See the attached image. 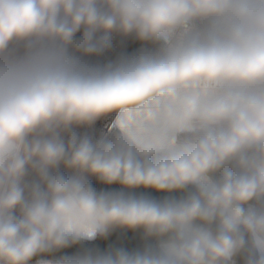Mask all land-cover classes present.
<instances>
[{"label": "clouds", "instance_id": "1", "mask_svg": "<svg viewBox=\"0 0 264 264\" xmlns=\"http://www.w3.org/2000/svg\"><path fill=\"white\" fill-rule=\"evenodd\" d=\"M197 21L228 23L218 34L210 23L177 53L101 79L67 75L31 55L0 61V264H33L116 230L139 231L155 246L79 264H264V96L240 91L264 87V0H0V58L49 44L79 60L103 54L114 35L160 45ZM188 86L224 92L161 107L155 128L144 130L150 146L75 134ZM187 129L197 134L156 155ZM90 177L186 195L126 199L97 193Z\"/></svg>", "mask_w": 264, "mask_h": 264}, {"label": "snow or ice", "instance_id": "2", "mask_svg": "<svg viewBox=\"0 0 264 264\" xmlns=\"http://www.w3.org/2000/svg\"><path fill=\"white\" fill-rule=\"evenodd\" d=\"M212 24V30L215 33L223 31L224 25L228 21L215 22H193L185 25L183 29L176 33L169 34L165 37L158 49L141 50L137 54L128 55L123 52L115 54L114 58L104 61H97L95 64H82L78 59L66 53L60 52L49 44H39L31 48L30 51L23 50V53L18 55L15 50L6 54L5 57L0 58V61H13L20 59L25 55L42 58L44 60L53 62L63 69L65 74L72 75L82 79H101L111 76L120 71L132 68L138 64H144L159 59L163 54H175L181 47L183 41L190 36H199L209 31V24ZM146 91V90H145ZM241 93L245 96H264V87L261 88H247L241 89ZM224 89L219 88H200L198 86H188L177 89L173 92H162L142 103L140 106L131 108L119 113H113L104 118V126L102 129V136L104 138L111 137L112 139H120L124 141H135L137 144L150 146L151 141L144 137V130L146 128H155L161 107L168 105L174 107L178 99L182 96L193 95L197 98H204L207 100L215 99L222 95ZM144 92H138L133 95H115L111 96V102L124 103L134 99H138ZM197 134L195 129L182 130L178 134L170 135L164 146L158 150L156 155L165 154L175 151L178 145L186 138ZM105 140V139H102ZM202 183H211V180L205 178ZM123 197V194H120ZM145 199V198H141ZM91 237L94 235L92 231L88 232ZM37 264H52L48 259H39ZM61 264H79V260L62 261Z\"/></svg>", "mask_w": 264, "mask_h": 264}, {"label": "trees", "instance_id": "3", "mask_svg": "<svg viewBox=\"0 0 264 264\" xmlns=\"http://www.w3.org/2000/svg\"><path fill=\"white\" fill-rule=\"evenodd\" d=\"M79 36V33L77 34ZM159 45L153 44H142L133 37L122 38L114 35L111 40V46L101 55H93L81 57L79 61L82 64H95L98 60L104 61L110 58H114L118 52H123L128 55L139 53L141 50H152L158 49ZM15 50L18 55L23 53V46L10 48L9 52ZM104 126V119L96 122L92 128H78L75 129L77 136L88 135L91 137L93 142L97 139H105L110 141L111 137L104 138L102 136V129ZM92 188L97 193H111V194H123L124 198L141 199L161 202L165 199H181L186 193L174 192L164 193L156 192L152 189H124L119 184L105 185L99 183L95 177L89 178ZM190 191V190H189ZM146 244L155 246L154 241L146 242L142 239L139 231H127V230H116L111 233L107 238H100L99 236H93L91 238H85L80 242L63 248L60 251L54 252L48 256L36 257L33 260V264L39 259H48L52 262H62L67 260H79L86 256H95L103 254L109 250L124 249L128 252H135L142 250Z\"/></svg>", "mask_w": 264, "mask_h": 264}, {"label": "crops", "instance_id": "4", "mask_svg": "<svg viewBox=\"0 0 264 264\" xmlns=\"http://www.w3.org/2000/svg\"><path fill=\"white\" fill-rule=\"evenodd\" d=\"M52 264H61V262H52Z\"/></svg>", "mask_w": 264, "mask_h": 264}]
</instances>
